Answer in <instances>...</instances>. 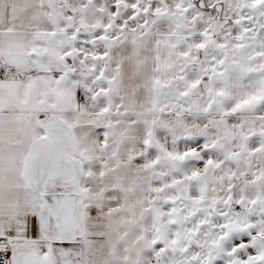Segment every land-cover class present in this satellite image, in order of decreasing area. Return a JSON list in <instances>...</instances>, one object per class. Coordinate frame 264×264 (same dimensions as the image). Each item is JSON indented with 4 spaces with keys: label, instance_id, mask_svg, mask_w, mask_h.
<instances>
[{
    "label": "snow or ice",
    "instance_id": "1",
    "mask_svg": "<svg viewBox=\"0 0 264 264\" xmlns=\"http://www.w3.org/2000/svg\"><path fill=\"white\" fill-rule=\"evenodd\" d=\"M0 264H264V0H0Z\"/></svg>",
    "mask_w": 264,
    "mask_h": 264
}]
</instances>
